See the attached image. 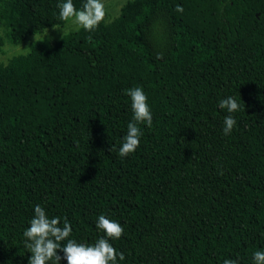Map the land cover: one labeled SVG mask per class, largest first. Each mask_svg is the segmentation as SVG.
Here are the masks:
<instances>
[{
	"label": "trees",
	"instance_id": "1",
	"mask_svg": "<svg viewBox=\"0 0 264 264\" xmlns=\"http://www.w3.org/2000/svg\"><path fill=\"white\" fill-rule=\"evenodd\" d=\"M63 2L0 0V54L5 39L65 25ZM135 87L153 124L121 158ZM229 96L241 111L226 136L218 103ZM36 205L82 244L104 236L100 215L118 222L116 264H253L264 250V0H131L94 32L1 65L0 264H29Z\"/></svg>",
	"mask_w": 264,
	"mask_h": 264
},
{
	"label": "clouds",
	"instance_id": "2",
	"mask_svg": "<svg viewBox=\"0 0 264 264\" xmlns=\"http://www.w3.org/2000/svg\"><path fill=\"white\" fill-rule=\"evenodd\" d=\"M60 9L59 18L62 21H71L77 25V30L84 29L89 33L94 32L105 18L104 5L101 0H86L81 10H77L73 0H65L58 4ZM177 12H183L180 5L176 7ZM56 29V26L53 25ZM89 40L92 39L90 35ZM125 94L131 98V109L133 113L132 122L127 126L128 131L119 149L121 158L135 153L140 145L142 131L139 125L152 127L153 116L148 105V98L140 87L126 90ZM220 109H226L229 115L224 120V135H230L237 124L233 113L241 111V105L234 97H227L218 103ZM96 228L104 233L94 244L78 243L70 239L72 226L67 218L61 223L60 217L49 218L39 205L34 206V217L30 226L25 229L23 236L24 246L31 253L29 264H61L66 260L67 264H116L119 260H125L124 254L117 253L110 243L119 240L124 234L123 227L116 221L110 220L105 215H100L96 222ZM66 243H62L65 242ZM62 252L63 256L58 253ZM224 264H238L237 260L226 259ZM253 264H264V250L253 253Z\"/></svg>",
	"mask_w": 264,
	"mask_h": 264
},
{
	"label": "rangeland",
	"instance_id": "3",
	"mask_svg": "<svg viewBox=\"0 0 264 264\" xmlns=\"http://www.w3.org/2000/svg\"><path fill=\"white\" fill-rule=\"evenodd\" d=\"M131 0H101L105 10V20L107 23L112 22L115 18L120 15L122 7ZM77 25L71 21H66L63 26H56L47 29L43 33L28 36L24 42L19 45L10 44L5 39V46L3 52L0 54V66L7 65L10 60L18 55H24L30 52L31 47L34 43L40 41H49L55 43L61 40L65 35L70 32L76 31ZM0 34L5 37V30L0 26Z\"/></svg>",
	"mask_w": 264,
	"mask_h": 264
}]
</instances>
